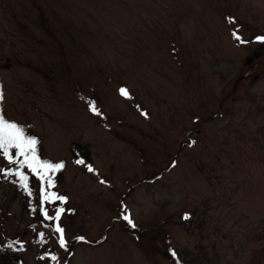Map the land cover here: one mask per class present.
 Returning <instances> with one entry per match:
<instances>
[{
    "label": "rangeland",
    "instance_id": "rangeland-1",
    "mask_svg": "<svg viewBox=\"0 0 264 264\" xmlns=\"http://www.w3.org/2000/svg\"><path fill=\"white\" fill-rule=\"evenodd\" d=\"M257 36L264 0H0L1 105L65 163L48 191L66 202L45 207L65 209L67 250L40 181L29 196L3 171L0 244L24 264H264Z\"/></svg>",
    "mask_w": 264,
    "mask_h": 264
},
{
    "label": "snow or ice",
    "instance_id": "snow-or-ice-1",
    "mask_svg": "<svg viewBox=\"0 0 264 264\" xmlns=\"http://www.w3.org/2000/svg\"><path fill=\"white\" fill-rule=\"evenodd\" d=\"M229 22H232V18H229ZM233 38L238 43H247L238 32H233ZM257 42L264 43V36L255 37ZM120 93L122 96L131 99L129 93L126 89L121 88ZM90 110L96 115H100L99 110L95 105L89 102ZM146 115V113H145ZM38 141L34 136H27L22 127L17 125L15 122L6 120L3 116H0V155H2L9 165L15 164L16 169L13 172L12 168L4 169L6 175H15L19 178V182L22 187L28 192V195L31 196L33 193L28 187V177L22 171L25 167L34 174L37 179L40 181L39 188V200H40V215L46 221L52 222V227L55 233L59 235L58 243L61 248L67 250V240L65 238V229L60 226V218L65 209L63 207H56L54 209V215H49L48 209L45 207L46 204L55 203L57 201L60 204L66 202V197L58 195L54 191H48L54 187L52 174L57 170L64 167L63 162L52 163L47 160H41L37 154V145ZM15 150V155H13L12 150ZM78 164H85L84 160H77ZM89 171H93L91 165H87ZM103 183V181H101ZM122 219H124L128 226L135 228L136 224L132 220L131 216L127 214V208H124V211L121 213ZM185 218H187L185 216ZM39 236L41 240L44 239V233L40 232ZM78 241H83V236L76 237ZM175 256V253L172 254ZM52 260H56V256H51Z\"/></svg>",
    "mask_w": 264,
    "mask_h": 264
},
{
    "label": "trees",
    "instance_id": "trees-1",
    "mask_svg": "<svg viewBox=\"0 0 264 264\" xmlns=\"http://www.w3.org/2000/svg\"><path fill=\"white\" fill-rule=\"evenodd\" d=\"M0 116H3L8 121L15 122L17 125L23 128L27 136H34L37 139L38 141L36 145L37 154L41 160H47L52 163L63 162L64 167L57 170L54 174H52L53 183H61L64 180V169H65L64 161L63 160L54 161L53 159L46 157L44 155V148H43L40 136L33 130V128L29 124H26L23 122H17V121H14L8 118L3 111V108L1 105V98H0ZM12 152H13V155H15L14 149L12 150ZM71 155H72V160L74 162H76L77 160L89 161L91 159V151H90L89 146L86 144H81L79 142L72 143ZM9 167L12 168L13 172H15L16 165L15 164L9 165L8 161L2 155H0V173L1 171ZM22 171L28 177V183H29L30 189H33V186H34L35 181L37 180V177L34 174H32L31 171L27 169L26 167L22 169ZM24 252H25L24 248L18 245V243H16L15 241L14 242L8 241L4 244H0V264H24Z\"/></svg>",
    "mask_w": 264,
    "mask_h": 264
}]
</instances>
